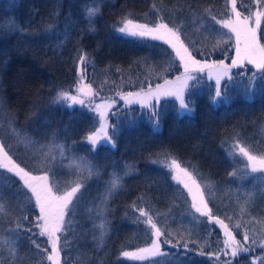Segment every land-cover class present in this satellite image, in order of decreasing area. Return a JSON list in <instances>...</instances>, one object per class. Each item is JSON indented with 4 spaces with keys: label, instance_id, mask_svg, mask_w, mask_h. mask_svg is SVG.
I'll use <instances>...</instances> for the list:
<instances>
[{
    "label": "trees",
    "instance_id": "1",
    "mask_svg": "<svg viewBox=\"0 0 264 264\" xmlns=\"http://www.w3.org/2000/svg\"><path fill=\"white\" fill-rule=\"evenodd\" d=\"M153 4L161 9L160 14L170 26L180 24L189 39L198 42V47L207 34L208 23L219 29V25L211 21V15L217 19L227 18L224 15L226 0H0V101L3 102L0 123L6 124L11 115L17 129L41 143L45 142L46 132L49 136L54 130L58 133V142L70 146L66 158L61 161L58 157L53 163L55 180L61 187L65 181L76 179L74 169L67 167V157L73 154L86 157L99 172L98 176L85 179L82 198L71 216L73 224L66 233L68 246L62 252L67 258L66 264H223V258L216 262L207 255H199L201 247L205 252H213L222 246L219 243L223 240L222 231L219 226L208 224L205 217L193 219L187 191L172 180L168 169L152 163L158 154L160 158L165 153L171 155L189 171L198 172L199 182L211 184L215 198L210 206L217 215L238 212L231 190L264 187L259 185L255 175L243 180L228 175L233 169L238 170V176L242 175L246 164L245 159L228 154L231 138L236 133L246 147L255 153L264 152V82L257 78L251 92L244 89V83L255 71L251 65L231 69L233 80L228 81L226 77L222 80L229 102L212 101L215 80L206 76L198 82H190L195 83L190 89L193 101L190 115L178 117V102L171 97L162 99L158 105L162 114L158 129L146 114L141 115L146 110L139 104L122 105L121 115L109 117L110 123L121 126L116 146L101 145L95 152L83 140L88 131L99 126L94 114L80 105L69 108L67 104L50 102L57 91L74 85L78 48L88 53L85 79L100 91V97L163 81L154 73L150 74L147 66H156L157 71L167 66L169 54L174 57L171 49L150 37L120 34L113 27L127 13L138 22L151 24L157 15ZM97 5L100 11L92 17L95 30L90 31L86 6ZM237 5L244 14L255 12L258 7L254 0H237ZM201 20L205 22L204 27L200 26ZM49 24L55 26V33L46 31ZM58 40L64 41L62 47H55ZM215 42L213 35L210 43L193 54L199 59L224 60L229 64L235 37L212 51ZM181 71L177 59L171 63L166 76L170 78ZM241 71L245 72L243 78L238 75ZM74 92L72 88V94ZM129 119L132 123H128ZM66 127L67 135L63 131ZM4 135L5 129L0 127V137ZM8 142L14 143V138H9ZM14 151L29 167L37 166V161L23 145L15 146ZM126 166L135 170L125 175ZM113 173L120 177V186L108 198L101 217L96 209ZM14 179L0 174V182L5 187L14 185ZM134 202L137 207L150 209L159 224L171 230L190 231L191 235L184 237L190 242L189 250L185 252L181 247L179 251L184 254L177 256L176 249L164 246V251L173 255L143 261L121 256L125 250L134 251L150 243L145 226L135 222L138 212L131 207ZM249 211L254 216H264V198L258 197ZM28 212L33 220L39 214L38 209ZM101 219L107 221L102 240L98 227ZM7 227V223L2 225L4 230ZM36 238L42 244L46 241V237L38 236V230ZM18 250L21 256L27 253L24 264H35L39 258L35 255L37 250L27 241ZM252 255H261V250L257 249ZM235 264H251L250 256L242 254Z\"/></svg>",
    "mask_w": 264,
    "mask_h": 264
},
{
    "label": "snow or ice",
    "instance_id": "2",
    "mask_svg": "<svg viewBox=\"0 0 264 264\" xmlns=\"http://www.w3.org/2000/svg\"><path fill=\"white\" fill-rule=\"evenodd\" d=\"M257 5L255 12L249 11L244 14L238 9L237 0H226V19H217V16L211 15V21L219 25V29L214 28L211 23L207 24V34L201 41L189 39L183 27L180 24L166 22V18L160 14L161 9L156 4L152 8L157 15L155 20L149 23H141L132 18L131 13L123 15L114 29L123 35L135 38H151L161 41L167 45L174 57L170 56L167 66L157 71L156 66L148 65L150 74L163 80L162 83H156L155 87L151 83L145 89L141 87L136 92H119L116 95L123 101V105L131 106L139 104L146 113L149 122L154 128H159L161 112L158 105L164 98H174L178 102L177 116L190 115L193 108L190 106L193 101L191 88L195 83L202 80L198 74L205 73L209 80H215L214 95L211 99L214 103L229 102V98L224 92L222 80L226 77L228 81L233 80L231 69H245L248 65L253 66L255 71L244 83L245 92H251L253 82L259 78L264 82V0H254ZM100 9L96 7H87L85 16L89 21V30L94 31L92 26V17L99 13ZM208 12L209 10H205ZM210 14V13H209ZM195 19V18H194ZM119 25V26H117ZM200 26L204 27L205 22L201 20ZM226 29L227 31H223ZM199 28L197 31L199 32ZM46 31L55 33V26L49 24ZM259 33V35H258ZM215 36L216 42L212 44V51H215L221 44L230 43L232 37H235V55L231 57V63H225L224 60L197 59L194 51L210 43L211 37ZM67 38V33H65ZM64 41L58 40L55 47L63 46ZM201 55H205L203 52ZM89 56L83 48L77 49L76 56V74L74 88L75 94H72V88L56 92L51 98L52 104L65 105L72 108L73 105H80L94 114L98 119V127L88 131L83 137L84 142L90 145L91 150L95 152L98 146L112 145L116 146V137L120 134L121 126L109 122L110 116L121 115V105L117 103L115 97H100V91L86 82V65ZM179 61L183 71L174 79H168L171 63ZM241 78L245 72L238 73ZM243 82V81H242ZM100 102H97V99ZM3 110V102L0 101V111ZM128 123H132L129 119ZM15 119L8 115L7 123H0V127L5 129V135L0 137V174L6 177L15 178L14 185L8 184L6 187L0 182V264H24L28 258L27 253L21 256L19 247L27 241L33 246L39 258L35 264H66V257L62 252L68 246L66 233L69 226L73 224L71 216L82 198V190L86 178L98 176L99 172L95 165L86 157L71 155L68 158L67 167L74 169L76 179L65 181L63 187L60 182L55 180L53 163L59 157L61 161L66 158V153L70 151V146L66 143H59L58 133L54 130L51 135L46 132L45 142L33 139L15 126ZM67 135V127L63 130ZM236 133L231 138L229 145V156L233 158H243L246 160L242 175L238 176V170L233 169L228 175L243 180L248 175H255L259 185H264V152L255 153L250 147H246L244 142L238 138ZM14 138V143H9L8 139ZM76 142L73 141V144ZM23 145L27 152L31 153V158L37 161L36 167H29L25 162L17 158L14 147ZM152 163L160 164L171 173L172 180L177 182L187 191V196L191 198L190 214L194 220L205 217L208 224L219 226L222 231V244L213 252H205L203 248L199 250V255H207L210 259L220 262L223 258V264H235V260L242 254L250 256L251 264H264V216H254L249 209L253 208L256 199L264 198V187L254 186L253 190H244L238 187L233 191L235 204L238 212L225 213L223 216L217 215L213 207L212 200L215 193L211 191V184H202L198 180L199 173L195 170L189 171L171 155L165 153L163 157L153 160ZM125 175L133 172L135 169L126 166ZM40 172L42 174H34ZM120 186V177L115 173L105 189L100 204L97 206V213L103 217L106 210L108 198ZM131 207L138 212L136 223L145 226L146 238L150 243L134 251H123L121 256L135 260H151L154 257H165L173 253L164 251V246H171L176 249L175 255H183L179 250L181 247L189 250V241L184 237L191 235L190 231H181L179 229L171 230L166 225L159 224L156 217L151 214V210L145 207H137L134 202ZM29 209H38V215L34 220L30 218ZM91 211V209L89 210ZM198 214V216L196 215ZM7 223L6 230L2 225ZM25 223L28 226H25ZM100 228V238L102 240L107 231L106 219H101L98 226ZM39 237H46L42 244L38 241ZM7 235H4V232ZM240 237L238 239L237 237ZM175 241V242H174ZM196 243V241H191ZM261 250V255H252Z\"/></svg>",
    "mask_w": 264,
    "mask_h": 264
},
{
    "label": "rangeland",
    "instance_id": "3",
    "mask_svg": "<svg viewBox=\"0 0 264 264\" xmlns=\"http://www.w3.org/2000/svg\"><path fill=\"white\" fill-rule=\"evenodd\" d=\"M235 55V51H234V53H233V56ZM197 59H199V58H197ZM201 60H203V59H201ZM210 61V60H209ZM227 63V62H226ZM231 63V62H230ZM229 63V64H230ZM182 71H183V68H182ZM181 71V72H182ZM181 72H178L177 74H175L173 77H170V78H168V79H174L177 75H179ZM198 75H201L202 77H204V76H206L207 77V74H206V72L205 73H202V74H198ZM163 81H161V82H158V83H162ZM156 84V83H155ZM155 84H153L152 86L153 87H155ZM147 87H145V89H146ZM141 88H138V89H130V90H126V91H118V92H115L114 93V95H110V96H106V97H104V98H107V97H115V99L117 100V103L119 104V105H123V101H121L120 100V97L118 96V95H116L117 93H119V92H136V91H139ZM73 94H75V92L73 93ZM97 102H100V99L98 98L97 99ZM138 104V103H137Z\"/></svg>",
    "mask_w": 264,
    "mask_h": 264
}]
</instances>
